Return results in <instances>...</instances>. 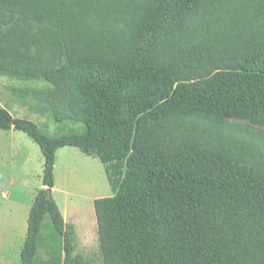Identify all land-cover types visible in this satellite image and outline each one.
Returning a JSON list of instances; mask_svg holds the SVG:
<instances>
[{
  "label": "trees",
  "instance_id": "1",
  "mask_svg": "<svg viewBox=\"0 0 264 264\" xmlns=\"http://www.w3.org/2000/svg\"><path fill=\"white\" fill-rule=\"evenodd\" d=\"M0 76L47 82L13 92L85 126L48 137L0 107L44 158L20 264H95L47 190L65 146L112 189L93 200L102 264H264V143L220 130L264 126V0H0Z\"/></svg>",
  "mask_w": 264,
  "mask_h": 264
},
{
  "label": "rangeland",
  "instance_id": "2",
  "mask_svg": "<svg viewBox=\"0 0 264 264\" xmlns=\"http://www.w3.org/2000/svg\"><path fill=\"white\" fill-rule=\"evenodd\" d=\"M47 86L50 84L44 81L0 76V101L9 105L12 103L11 107L0 106L5 107L13 117L33 121L48 137L83 133L84 124L73 121L58 123L53 120L51 113L48 117L46 114H37L30 97H24L25 102H22L13 92V89ZM201 118H198L200 123L211 126L209 121ZM203 118L207 120V117ZM220 130L237 139L250 137L264 143V126L245 118H223ZM55 162L51 195L64 221L74 226V252L95 264H102L93 200L113 194L105 168L96 156L85 155L75 147L60 148L56 151ZM43 163L44 158L38 145L24 132L0 129V261L4 256H9V264H20V250L28 218L26 215V221H23L24 213L30 209L37 189L42 187ZM3 193L7 197H2Z\"/></svg>",
  "mask_w": 264,
  "mask_h": 264
},
{
  "label": "crops",
  "instance_id": "3",
  "mask_svg": "<svg viewBox=\"0 0 264 264\" xmlns=\"http://www.w3.org/2000/svg\"><path fill=\"white\" fill-rule=\"evenodd\" d=\"M15 97V96H14ZM17 98H20V99H22L23 101L22 102H25L24 101V98H21V97H17ZM34 101V108L33 109H35V113H37V114H46L47 115V117L50 115V111H49V109H47V107H46V105H44L43 103H41V102H38V101H35V100H33ZM0 104L1 105H3V106H5V107H11L12 106V103L9 105V104H7L6 102H1L0 101ZM23 105H25L26 106V104L25 103H23ZM3 106H0L1 108H4V109H6L5 107H3ZM41 108V110H38V109H40ZM43 109V110H42ZM7 110V109H6ZM8 111V110H7ZM39 111V112H38ZM42 111H43V113H42ZM31 113H33V112H31ZM59 123V122H58ZM10 129H13V128H10ZM10 129H8V130H10ZM3 130V129H2ZM15 130V129H14ZM18 131V130H17ZM65 147H70V146H65ZM62 148H64V147H62ZM58 150H60V148H58L56 151H58ZM55 161H56V152H55ZM55 166H56V162L54 163V170H55ZM54 170H53V174H54ZM55 179V178H54ZM54 188V187H53ZM52 188V189H53ZM2 197H7V194L6 193H3L2 194ZM30 208V207H29ZM28 213H29V210L27 211L26 210V214L24 213V218H23V221H24V219H25V221H26V215H27V217H28ZM9 261H10V258H9V256H4L3 258H2V260L0 261V264H9Z\"/></svg>",
  "mask_w": 264,
  "mask_h": 264
},
{
  "label": "water",
  "instance_id": "4",
  "mask_svg": "<svg viewBox=\"0 0 264 264\" xmlns=\"http://www.w3.org/2000/svg\"><path fill=\"white\" fill-rule=\"evenodd\" d=\"M47 190H48V192H51V191H52V189H51V188H47Z\"/></svg>",
  "mask_w": 264,
  "mask_h": 264
}]
</instances>
